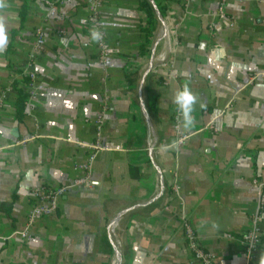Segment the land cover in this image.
I'll return each instance as SVG.
<instances>
[{
	"label": "crops",
	"instance_id": "obj_1",
	"mask_svg": "<svg viewBox=\"0 0 264 264\" xmlns=\"http://www.w3.org/2000/svg\"><path fill=\"white\" fill-rule=\"evenodd\" d=\"M90 1H29L20 26L26 0H0V264H114L107 225L116 215L122 264H199L181 214L215 264H246L242 235L260 218L250 264H264V0H154L164 8L168 68L142 91L157 138L151 155L136 85L153 53L150 73L165 53L156 17L150 7L147 42L141 0H106L102 64ZM185 87L196 97L190 128L176 103ZM18 91L29 95L21 119ZM178 134L188 138L177 144ZM92 155L89 185L78 186ZM40 188L65 194L29 226ZM132 206L138 212H120Z\"/></svg>",
	"mask_w": 264,
	"mask_h": 264
},
{
	"label": "built area",
	"instance_id": "obj_2",
	"mask_svg": "<svg viewBox=\"0 0 264 264\" xmlns=\"http://www.w3.org/2000/svg\"><path fill=\"white\" fill-rule=\"evenodd\" d=\"M106 0H91L89 2V11H90V21H89V26L90 30L94 33H99V36L96 37L97 39V49H98V58L102 64H105L109 53H108V45L104 41V38L102 36V25L100 22V9L103 5V3ZM174 1H180L183 2L184 0H174ZM42 31L37 30L36 31V37L37 39L42 38ZM162 59V56H161ZM160 59V61H161ZM159 61V62H160ZM158 62V63H159ZM168 68L167 62L163 65L162 70H166ZM261 76H264L261 75ZM103 108V110H105ZM178 117H180L178 114L175 118V129L178 131ZM97 133L98 137L100 136V131L101 127L103 124V119H102V113L101 115L97 118ZM179 135V139L177 140V144H181L184 142L188 136H183ZM99 140H97V143L94 144L93 146L90 147V150L93 153H96L98 150H100L99 147ZM149 144V149L151 147V142L148 141ZM156 153V151H154ZM94 159V155H92L88 161L87 164H83L79 166V169L85 174L83 178L79 179L76 182V185L78 186H88V175L91 170V165L90 162ZM173 192L177 195L178 192V187L176 184L172 186ZM62 194H65V189H57V190H52V189H45V188H40L36 189L32 196L34 200V204L32 207V210L28 216V225L33 226L35 224L36 220L38 218H43V217H48L53 212H55L56 206H57V199L60 197ZM259 194L262 197L264 194V185L261 183L259 184ZM261 222L260 218H255L254 219V227L242 235V246L244 247V252L246 255V264H250V261L253 257L254 252L257 249V246L260 243V237H259V231H258V224ZM181 228L182 232L184 235V238L187 242V247L192 255V258L197 261L199 264H215L214 257L205 251L202 250V248L198 244L197 237L195 235V232L190 224V222L184 217V214H181Z\"/></svg>",
	"mask_w": 264,
	"mask_h": 264
},
{
	"label": "water",
	"instance_id": "obj_3",
	"mask_svg": "<svg viewBox=\"0 0 264 264\" xmlns=\"http://www.w3.org/2000/svg\"><path fill=\"white\" fill-rule=\"evenodd\" d=\"M147 3L150 5V7L152 8L153 12H154V15L156 17V20H157V25L159 26V30L162 34V37L164 39V42H165V53L162 55V59L161 61L157 64L156 68L154 71H152L150 73L147 72V73H143L140 78L138 79L137 81V85H136V88L138 89V92H139V105H140V108H141V111L143 113V117L145 119V122H146V125L148 127V130L149 132L151 133V147H150V155L152 154V150L154 149V146L157 142V138H156V135L154 133V130H153V126H152V123L150 121V118H149V115L146 111V108H145V105H144V101H143V98H142V91H143V86L145 84V81L147 79H149L150 77L154 76L155 74H157L163 67V65L166 63L167 61V57H168V32H167V26L164 22V19H163V16H162V13L161 11L159 10L157 4L155 3L154 0H146ZM149 65V63L147 64V66ZM159 182H160V196H163L165 194V188H164V185H163V181L160 177L159 179ZM140 207L138 206H132V207H128L120 212L122 213H127V212H138V209ZM117 216V215H116ZM115 216V217H116ZM115 217H113L109 222H108V225H107V237L108 239L110 240V243L112 245V251H113V256H114V264H122V257L120 255V251H119V248H118V244L115 242V238H114V234H113V224H114V221H115Z\"/></svg>",
	"mask_w": 264,
	"mask_h": 264
},
{
	"label": "trees",
	"instance_id": "obj_4",
	"mask_svg": "<svg viewBox=\"0 0 264 264\" xmlns=\"http://www.w3.org/2000/svg\"><path fill=\"white\" fill-rule=\"evenodd\" d=\"M29 1H33V0H26V2H24L20 8V11L18 14L20 26H22L24 24V22L27 18V14L29 13V5H28ZM139 8L141 10H144L148 14V18H147L145 27L143 28V32L145 33V36H146V39L148 42L149 39L151 38L153 30H154L155 18L153 16V13L151 11L149 4L145 0L140 1ZM161 11H164V8H161ZM142 50H146V47L143 46ZM22 80H23L25 85H31L32 84L31 79H29L28 77H23ZM28 103H29V95L23 93L22 91H18V98H17V102L15 104L16 116L18 119H21L23 116H25L26 106ZM106 247H107V245H106ZM108 252H109V249H108Z\"/></svg>",
	"mask_w": 264,
	"mask_h": 264
},
{
	"label": "clouds",
	"instance_id": "obj_5",
	"mask_svg": "<svg viewBox=\"0 0 264 264\" xmlns=\"http://www.w3.org/2000/svg\"><path fill=\"white\" fill-rule=\"evenodd\" d=\"M94 38L99 36V33H93ZM6 41V36L2 30H0V45H3ZM196 101V97L185 87L182 91L177 93L176 103L181 107L184 117V127L190 128L193 125V118L191 115L193 105Z\"/></svg>",
	"mask_w": 264,
	"mask_h": 264
},
{
	"label": "bare ground",
	"instance_id": "obj_6",
	"mask_svg": "<svg viewBox=\"0 0 264 264\" xmlns=\"http://www.w3.org/2000/svg\"><path fill=\"white\" fill-rule=\"evenodd\" d=\"M158 30V32L160 31L159 29H157ZM161 56L162 55H160V56H157V58H156V61L157 62H159L160 61V59H161ZM153 57H154V53H153V55H152V59H151V61H150V63H149V65L145 68V73H147V72H149L150 71V68H151V64H152V60H153Z\"/></svg>",
	"mask_w": 264,
	"mask_h": 264
},
{
	"label": "rangeland",
	"instance_id": "obj_7",
	"mask_svg": "<svg viewBox=\"0 0 264 264\" xmlns=\"http://www.w3.org/2000/svg\"><path fill=\"white\" fill-rule=\"evenodd\" d=\"M160 55H161V54H160ZM160 55H159V56H160ZM143 67H144V66H143ZM143 67H142V68H143ZM115 237H118V233H117V231L115 232Z\"/></svg>",
	"mask_w": 264,
	"mask_h": 264
}]
</instances>
